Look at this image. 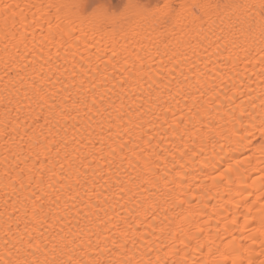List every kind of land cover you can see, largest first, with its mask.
Returning a JSON list of instances; mask_svg holds the SVG:
<instances>
[{
	"label": "bare ground",
	"instance_id": "6f19581e",
	"mask_svg": "<svg viewBox=\"0 0 264 264\" xmlns=\"http://www.w3.org/2000/svg\"><path fill=\"white\" fill-rule=\"evenodd\" d=\"M129 2L153 8L160 4L158 0ZM170 2L179 5L217 0ZM243 2L259 3V0ZM49 3H84L85 14L97 5H104L113 13L123 10L122 6L111 9L102 0H0V261L14 259V255L9 257L8 251L14 253L13 246H21L20 237L26 227L25 219L12 208L19 192L14 193L11 186L5 188L12 180L6 179L4 173L7 169L12 178L21 174L20 169L26 166L24 156L29 153V136L34 132L33 142L39 139L47 143L55 138L54 148L60 151L59 158L51 156L52 164L48 166L56 173L51 180L53 187L44 186L43 191H36L43 197L45 210L52 209L50 220L52 215L67 219L57 222L52 229L28 224L29 230L39 228L45 235L54 236L62 227L65 232L70 228L73 234L83 228L86 234L81 233L78 243L84 245L86 255L81 259L96 255L97 246H107L112 252L106 251L104 259L127 260L135 256L151 264H184V261L212 264L219 259V254L209 255L208 245L214 240L213 251L219 246L221 252L227 254L233 247L239 249L243 245L248 250L245 256L259 264L264 259L260 255L264 250V224L261 223L264 153L260 150V133L249 135L244 129L250 128L251 123L259 124L264 118L261 108L264 100L261 48L264 45L257 39L251 43V50L245 51L248 44L243 37L234 41L218 39L223 35L222 24L215 15L206 18L203 24L185 22L186 26H179L175 35L160 36L159 29L153 31L151 20L137 15L135 9L127 12L126 19L90 22L68 9L60 13V21H57L55 8L24 7ZM17 4L29 24L35 13L36 24L28 28L30 35L25 41L28 48L10 40L6 53L2 35L4 15L6 11L19 13L20 9L14 7ZM8 5L13 8L7 9ZM47 21H51L53 31L58 22L74 29L79 40L69 41L72 46L65 45V51L57 36L55 44H43L41 53L40 42L49 32ZM14 45L18 46L20 56L27 59H13L17 52ZM113 49L118 55L108 63ZM81 55L97 69L84 77L83 89L78 67ZM98 56L103 59H97ZM136 56L144 60L140 73L133 68ZM24 64L28 67L24 68ZM73 64L77 65L75 77L72 76ZM41 65L47 80L42 87L50 97L55 93L49 103L54 100L58 106L56 111L63 109L75 119L59 116L53 119L48 105L35 94L31 85L33 81L41 84L37 79ZM136 68L140 65L136 64ZM124 69L129 70L124 72L128 79L121 90L117 77ZM93 84L95 88L88 92ZM180 88L183 92L177 95ZM93 94L97 107L103 110L100 115L95 109L89 112L84 105L73 107V101L81 95L88 97L90 105ZM36 116L40 117L38 121L34 119ZM45 117L49 119L48 125H45ZM6 122L7 136L3 134ZM21 136L24 152L17 158L15 153L19 151L17 145L21 143ZM124 141L128 144L121 152L119 144ZM6 145L10 151H6ZM111 148L117 149L115 157L110 155ZM39 150L32 149L33 158ZM65 153L68 159L64 158ZM33 163L34 159L27 161L28 166ZM60 164L64 165L67 179L60 175ZM36 167L38 169L39 164ZM45 174L51 176L47 168ZM146 180L151 182L145 183ZM77 194L82 199H70ZM24 195H30V191ZM57 195L60 196L58 203L50 204L48 196ZM105 197L107 202L101 205ZM6 199L10 201L7 214ZM89 204L97 207L89 209ZM100 207L107 214L100 211ZM66 209H71V215ZM90 211L93 214L84 218ZM8 215L12 216L11 220ZM9 227L11 231L5 235ZM126 228L130 239L121 250L119 230ZM113 240L118 242L117 246L113 245ZM5 241H8L7 247ZM124 251L128 255H124ZM245 264H248L247 259Z\"/></svg>",
	"mask_w": 264,
	"mask_h": 264
},
{
	"label": "snow or ice",
	"instance_id": "6c2138e0",
	"mask_svg": "<svg viewBox=\"0 0 264 264\" xmlns=\"http://www.w3.org/2000/svg\"><path fill=\"white\" fill-rule=\"evenodd\" d=\"M85 4L84 3H73V4H46V5H34L29 4L25 5L24 7L28 9L38 8L39 10H43L47 8L51 10L53 8L56 9V19L60 21V13L68 9L70 10L75 16L81 18L83 20L88 21H118L122 19L128 18L126 16L127 12L130 9L137 10V15L142 16L144 19H150L153 25V31L159 29V35H175L176 29L181 26L185 25V22L195 24L196 22H200L201 24L206 23L208 19H211L213 15L221 19V28L220 31L223 33L221 37L218 39H225V40H239L241 37L244 38V42L248 44L247 48H244L245 51L251 50V43H255L258 39L261 45H264V0H259V3H247L243 2V0H217L215 3H181L176 5L170 0H164V2L160 3L155 8L151 6L143 5L139 2L137 3H127L123 6L122 11L118 12H110L108 11L104 5H97L95 9H92L90 12L85 14ZM7 9H12V5L6 6ZM16 9H20L19 13L15 11H11L9 14L8 11L5 12L4 20H3V28H2V35L5 40V52L8 51V42L17 41L18 44H23L25 48H28V44L25 43L28 40V28L36 24L35 20V13H33V21L31 24L27 22V17L24 15V11L19 4L14 6ZM49 32L48 35L40 42L41 48L40 52L43 53L44 48L43 44H55L57 42V36H59V44L61 47H65V45L72 46L69 41L72 40H79L78 36H75V30L72 28L65 27L62 23H57L55 25V31H53L51 21H47ZM71 23V21H69ZM212 23H215V20H212ZM123 31V28L121 29ZM202 30V29H201ZM258 32V36H257ZM138 34V33H137ZM65 37L68 39L66 40ZM33 40L35 37H32ZM16 56L13 59L19 57L20 59H27L26 56H20L19 48L17 45ZM35 47V45H33ZM167 47V45H165ZM65 51H67V47H65ZM127 51V50H126ZM261 52L264 53V48H261ZM129 56L132 53L129 51L127 53ZM57 57H59V49L56 53ZM118 53L115 49L111 52V59L108 63H111L112 60H115ZM97 59H103L102 56H98ZM51 60V57L48 58ZM81 63L79 64V72L81 75L80 85L81 89H83V85L85 83L84 77H88L89 73H95L97 69L93 68L91 65L90 60H85L84 56L81 55L80 57ZM31 63V61L29 62ZM48 63V61H45ZM125 63L127 64V58H125ZM136 64L140 65V68H136ZM144 60L140 56H136L135 64H133V68L140 73L143 70ZM24 68L28 67V64L23 65ZM43 65H41V73L37 77L41 84H38L36 81H33L31 87L33 88L35 94L38 95L39 100L42 101L43 104L48 105L49 107V114L55 119L57 116L61 117L62 119H68L70 117L69 113H66L63 109L60 111H56L57 104L52 101L49 103V100L55 96V93H52V97L48 95V92L45 88L42 87V83H46L47 80L45 79V73L43 72ZM115 67V65H113ZM77 65L73 64V71L72 76L75 77ZM67 69H65L66 71ZM128 69H124L121 72V75L117 77L118 86L121 90L125 87L127 83L128 77L124 76V72H128ZM129 75L131 73L129 72ZM107 79V77H105ZM143 86V85H141ZM115 87V86H114ZM151 87V85H149ZM95 88V84H93L92 88L88 89V92H92ZM78 89V92L81 91ZM111 91V89H109ZM183 92V88L178 89L177 95ZM115 94V93H114ZM67 99V98H66ZM101 101L104 100V95L100 96ZM80 105H84L88 108V111L91 112L93 109L96 110V114L100 115L102 113V109L97 107V102L95 99V95L93 94L91 104H88V97L86 95H81L79 99L73 101V107L77 108ZM109 107H112L109 104ZM123 108V104L120 105V109ZM261 108L264 109V100L261 101ZM119 111V109H117ZM88 113L85 112V115ZM8 112L5 111V121H7ZM75 119V117H70ZM36 121L40 119L39 116L34 118ZM255 120V117H253ZM59 123V121H57ZM182 123V121H181ZM49 124V119L45 117V125ZM179 126V125H177ZM8 123L4 124L3 134L5 136L8 135ZM13 131H16V128H13ZM51 131V129H49ZM249 135H254L256 131L260 133L261 136V145L260 150L264 153V118H262L259 124L251 123L250 128L244 129ZM27 135V133H26ZM35 133L33 132L32 135L29 136V153L27 156H24V163L25 167L20 169L21 174H17L14 178L10 177L8 170H5V178L12 180L11 185L6 184L5 188L7 189L9 186L12 187V191L14 193L19 192L17 199L12 203V208L15 213H20L21 216L25 219L26 227L23 234L20 237V247H15V252L13 253L11 250L8 251L9 257L14 255V259H7L0 261V264H151L150 261L146 262L143 260H138L135 256H129L127 260L123 259H104L105 252H112V249L105 247L97 246L96 255L92 256L89 259H81L80 257L86 255V250L83 244L78 243V237H80L81 233L86 234L84 229L81 228L80 233L73 234L71 229L65 232V229L62 227L60 232L54 236H47L45 235L44 231H40L39 228H34L32 230L28 229V224H36L41 227L47 226V228L52 229L54 225L59 221H64L67 219L66 216H56L52 215L51 220L49 219L50 213L52 209L49 208L45 210L44 204L42 203L43 197L38 195L36 189L43 191L44 186L48 188H52L53 184L51 183L52 177L56 175L55 172L52 171L51 167H48L52 164L51 156L54 155L56 158L60 157V151L55 149L54 146L56 145L57 141L55 138L49 140L47 143L41 142L39 139L33 142L32 136ZM40 135H43L41 132ZM117 135H119L117 133ZM47 139V137H45ZM21 143L17 145L19 151L15 153L16 157L19 158L23 155L24 152V137H20ZM243 138H241V142ZM128 141H124L119 144V149L122 152L124 148L127 147ZM39 148L40 150L36 152L35 157L32 156V149ZM6 151H10L7 149ZM143 151V150H141ZM117 152L116 148H111L110 155L115 157ZM42 157V159H41ZM65 159H68V154L65 153ZM123 158V157H122ZM8 157H5V161H7ZM29 159H34V163L31 166L27 165V161ZM36 164H39V168L37 169ZM70 167L71 162H70ZM54 167V165H53ZM87 167V165H84ZM48 169V172L51 173V176H47L45 174V169ZM61 168V177L67 179L64 176V165L60 164ZM75 171L79 173V168H76ZM264 179V178H262ZM151 181L146 180L145 183H150ZM77 184L80 183L79 179L76 181ZM95 186V185H93ZM155 187V185H153ZM30 191V195H24ZM123 191V189H122ZM47 196V193H45ZM80 198L77 194L76 196H71L70 199L76 200ZM82 199V198H80ZM48 200L50 204H57L60 200V196L57 195L55 197L48 196ZM107 202V197L103 201L100 202L101 205ZM10 201L6 199L4 201L5 204V214L8 213V205ZM19 205V207H17ZM75 207V205H73ZM89 209H94L95 205L89 204ZM68 215H71V209H66ZM100 211H105L103 207H100ZM251 211V209H249ZM93 213L90 211L86 214L84 218L90 217ZM105 214L106 211H105ZM77 216L80 215L79 212L76 213ZM20 217H17L19 219ZM8 219L11 220L12 216L8 215ZM91 221H89L90 223ZM7 223V221H5ZM261 223L264 224V215L261 216ZM68 224H71V221H68ZM11 231L9 227L8 230L5 232V235ZM36 232L38 235H34L33 233ZM119 235L122 238V242L118 244L117 241L113 240V245L117 246L124 250L130 239L128 235V229L119 230ZM24 236L27 237V240L24 241ZM8 241H5V245L7 247ZM133 243L135 241L133 240ZM92 241L91 239L88 240V246L91 247ZM215 241H211L208 245L209 248V255L215 256L219 254V259L212 261V264H223L224 261H230L231 264H245V260H248V264H254V262L250 259V257L245 256V252L248 251L244 249L243 245H240L239 249L236 247L232 248V251L225 254L221 252L220 247L216 246L215 251H213V245ZM202 247V245H198ZM79 252V255L76 253ZM124 255H128L127 251H124ZM261 256H264V250L260 253ZM163 264H167V262H163ZM176 264V262H174ZM184 264H187V261H184ZM259 264H264V259L259 261Z\"/></svg>",
	"mask_w": 264,
	"mask_h": 264
},
{
	"label": "rangeland",
	"instance_id": "374dc122",
	"mask_svg": "<svg viewBox=\"0 0 264 264\" xmlns=\"http://www.w3.org/2000/svg\"><path fill=\"white\" fill-rule=\"evenodd\" d=\"M104 3L108 4V6L113 9L119 6H124L128 3L129 0H102ZM140 1V0H139ZM147 1V0H146ZM145 0H141V2H146ZM160 3H162V0H158Z\"/></svg>",
	"mask_w": 264,
	"mask_h": 264
}]
</instances>
